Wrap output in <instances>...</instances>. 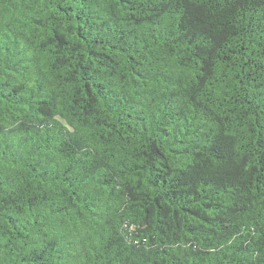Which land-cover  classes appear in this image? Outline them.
Listing matches in <instances>:
<instances>
[{
  "label": "trees",
  "instance_id": "16d2710c",
  "mask_svg": "<svg viewBox=\"0 0 264 264\" xmlns=\"http://www.w3.org/2000/svg\"><path fill=\"white\" fill-rule=\"evenodd\" d=\"M0 264H264V0H0Z\"/></svg>",
  "mask_w": 264,
  "mask_h": 264
}]
</instances>
